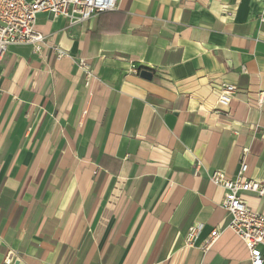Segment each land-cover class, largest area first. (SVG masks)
Instances as JSON below:
<instances>
[{"label":"crops","instance_id":"0c3cea01","mask_svg":"<svg viewBox=\"0 0 264 264\" xmlns=\"http://www.w3.org/2000/svg\"><path fill=\"white\" fill-rule=\"evenodd\" d=\"M116 3L74 25L40 12L41 51L0 60V264H249L209 176L244 159L264 183V0Z\"/></svg>","mask_w":264,"mask_h":264},{"label":"built area","instance_id":"2783aa9c","mask_svg":"<svg viewBox=\"0 0 264 264\" xmlns=\"http://www.w3.org/2000/svg\"><path fill=\"white\" fill-rule=\"evenodd\" d=\"M117 8L116 0H0V60L10 44H30L34 51L40 52L48 38L35 29L36 15L47 12L64 17L69 25L78 24L101 12ZM264 20V16L262 17ZM49 50L60 59L66 51L56 44H50ZM88 83L93 77L89 63L81 58L77 62ZM130 71L138 73L139 68L131 65ZM236 86L221 83L217 102L229 106ZM247 164L243 159L234 178L225 177L221 171H214L210 180L224 189L222 207L229 213L227 228L231 229L244 243L248 252L249 264H264V214L251 210L241 192L250 191L264 196V183L245 175ZM202 225H191L185 236L186 245H192ZM221 230L214 228L202 244L208 249L219 237ZM7 262L9 260L6 259Z\"/></svg>","mask_w":264,"mask_h":264},{"label":"water","instance_id":"95a60500","mask_svg":"<svg viewBox=\"0 0 264 264\" xmlns=\"http://www.w3.org/2000/svg\"><path fill=\"white\" fill-rule=\"evenodd\" d=\"M139 74L142 78L147 80H151L152 78V72L147 69H141Z\"/></svg>","mask_w":264,"mask_h":264}]
</instances>
